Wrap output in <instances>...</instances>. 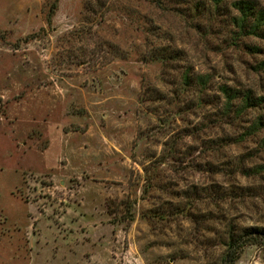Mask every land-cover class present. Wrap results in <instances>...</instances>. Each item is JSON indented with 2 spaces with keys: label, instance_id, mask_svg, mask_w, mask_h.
Here are the masks:
<instances>
[{
  "label": "rangeland",
  "instance_id": "rangeland-1",
  "mask_svg": "<svg viewBox=\"0 0 264 264\" xmlns=\"http://www.w3.org/2000/svg\"><path fill=\"white\" fill-rule=\"evenodd\" d=\"M54 1L0 0V264H217L264 227V107L222 90L264 97V38L240 0Z\"/></svg>",
  "mask_w": 264,
  "mask_h": 264
},
{
  "label": "trees",
  "instance_id": "trees-1",
  "mask_svg": "<svg viewBox=\"0 0 264 264\" xmlns=\"http://www.w3.org/2000/svg\"><path fill=\"white\" fill-rule=\"evenodd\" d=\"M225 0H213L217 10H220ZM59 0H55L50 8L49 18L57 10ZM235 7L239 11L240 16H235L234 20L240 29L241 35H254L264 38V9L258 8L257 3L253 0H240L235 2ZM50 20V19H49ZM260 49V48H257ZM264 67V62L262 63ZM186 83H189L191 76L189 73L186 75ZM199 84L206 87L209 84V79L200 76ZM223 92L227 95L228 105L233 104L236 99L242 97V105L239 111H246L248 108L264 107V97H256L251 91L240 92L233 91L228 87L222 88ZM255 130L264 128V115L258 117L255 122ZM211 215H195L193 220L196 223H204L209 220H214ZM219 243L225 247L224 252L218 258L217 264H236L240 259L242 251L249 244H263L264 245V227L252 226L247 228H237L232 225L226 229L224 233L217 236Z\"/></svg>",
  "mask_w": 264,
  "mask_h": 264
}]
</instances>
